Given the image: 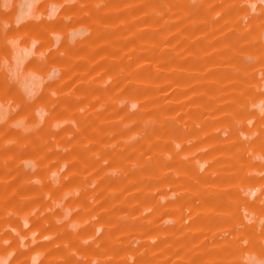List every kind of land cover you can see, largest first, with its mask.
<instances>
[{
    "label": "rangeland",
    "instance_id": "1",
    "mask_svg": "<svg viewBox=\"0 0 264 264\" xmlns=\"http://www.w3.org/2000/svg\"><path fill=\"white\" fill-rule=\"evenodd\" d=\"M0 264H264V0H0Z\"/></svg>",
    "mask_w": 264,
    "mask_h": 264
},
{
    "label": "crops",
    "instance_id": "2",
    "mask_svg": "<svg viewBox=\"0 0 264 264\" xmlns=\"http://www.w3.org/2000/svg\"><path fill=\"white\" fill-rule=\"evenodd\" d=\"M26 5L29 6V2H26Z\"/></svg>",
    "mask_w": 264,
    "mask_h": 264
}]
</instances>
